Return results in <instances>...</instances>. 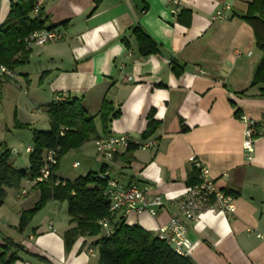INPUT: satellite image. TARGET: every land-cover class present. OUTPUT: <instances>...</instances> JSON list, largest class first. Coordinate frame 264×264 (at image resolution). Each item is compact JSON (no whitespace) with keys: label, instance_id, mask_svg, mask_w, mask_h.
<instances>
[{"label":"crops","instance_id":"0c3cea01","mask_svg":"<svg viewBox=\"0 0 264 264\" xmlns=\"http://www.w3.org/2000/svg\"><path fill=\"white\" fill-rule=\"evenodd\" d=\"M11 1L0 0V25ZM252 1L181 0L180 9L190 13L186 27L162 0H46L45 27L60 31L62 38L28 46V60L20 67L25 75L18 76L14 69L15 83L24 93L30 88L29 74H41L49 102L78 98L91 116L103 101L119 110L107 136L126 135L140 147L120 149L107 160L96 155L91 139L77 149L82 159L97 166L89 172L104 166L108 179L145 188L149 198L165 199L185 192L194 163L220 192L232 197L233 215L204 214L186 223L192 244L188 256L195 264H264V84L252 83L263 53L251 27L240 18ZM224 6H229L225 19L212 21ZM137 27L158 46L157 54L139 55L131 34ZM126 77L131 80L124 81ZM3 82L0 78V86ZM239 115L256 122L251 162L244 160ZM150 121L157 128L143 139ZM94 124L101 136L97 117ZM148 142L153 145L142 148ZM80 166L78 161L71 165ZM38 199V191L26 180L16 192L6 191L0 207V245L8 238L50 264H95L96 238H79L64 251L62 234L71 227L65 203L48 202L21 233L16 231L21 212ZM174 215V207L165 204L155 216L129 213L124 219L157 235ZM19 257L14 264H43Z\"/></svg>","mask_w":264,"mask_h":264},{"label":"trees","instance_id":"16d2710c","mask_svg":"<svg viewBox=\"0 0 264 264\" xmlns=\"http://www.w3.org/2000/svg\"><path fill=\"white\" fill-rule=\"evenodd\" d=\"M32 9L33 0L11 1L7 18L0 25V65L8 69L14 70L26 64L30 50L24 39L35 31L46 29V18L42 11L38 16L32 17ZM240 18L251 27L255 44L263 53L252 83L264 84V0H253L249 3L246 13ZM176 21L189 26L190 13L181 10ZM131 34L137 43L139 55L147 56L159 52L158 46L138 27L134 28ZM173 70L176 72L175 68ZM260 95L264 96V88ZM63 99L62 102L53 99L48 105V131L32 133L28 174L12 166L7 149L0 150V207L7 190L18 189L23 181L38 175L48 151H54L57 160L49 178L33 186L39 193V199L32 208L21 212L16 231L21 233L48 202L65 203L68 222L71 225L62 234L65 253L71 250L79 238H96L93 244L97 252L95 264H195L189 256L177 254L157 235L138 226L127 225L122 210L110 214V204L104 195L109 179L107 176L104 179L98 178L99 174H105L104 166L99 172H88L71 181L56 176L64 155L79 149L91 139L106 137L109 124L120 115L111 102L103 101L96 116H91L84 109L80 99ZM95 117L99 121L101 136L97 135ZM15 127L25 129L27 125L16 121ZM156 128L157 123L150 121L142 138H149ZM139 147L131 142L124 150L131 152ZM199 182L200 169L193 163L187 172L186 185L192 187ZM104 219L108 221L106 228L99 224ZM21 254L40 263L50 264L45 259L29 253L19 243L8 238L3 239V244L0 245V264H14Z\"/></svg>","mask_w":264,"mask_h":264},{"label":"built area","instance_id":"2783aa9c","mask_svg":"<svg viewBox=\"0 0 264 264\" xmlns=\"http://www.w3.org/2000/svg\"><path fill=\"white\" fill-rule=\"evenodd\" d=\"M169 4L171 13L178 15L181 11V0H162ZM46 0H33L32 17L38 16L43 10ZM224 10H229V6L218 9L211 16L212 21L225 19ZM62 38V33L52 29H42L35 31L24 39L27 46H44L48 43H54ZM0 78L8 81L16 80L14 70L8 69L0 65ZM130 77H126L124 81H130ZM55 101L62 102L64 99L55 97ZM239 122L243 125L242 131V152L244 160L251 162L255 152V143L257 140L256 122L245 115L238 116ZM131 140L126 135L106 136L94 141L95 149L104 159H111L120 149H125ZM153 145V142L144 144L142 148ZM26 153L31 152V148H26ZM57 160L54 151H48L45 155L44 165L34 178L26 180L29 186H35L37 183L46 181L53 171ZM78 164H73L77 167ZM200 169V182L197 185L188 187L185 192L178 197L160 198L148 197V190L139 188L136 185H125L117 179H109L107 188L104 192L109 204L110 214H114L117 210H122L123 215L129 213H147L155 216L157 209L163 208L165 204L174 207L177 215L172 216L164 225L160 226L157 231L159 239L163 240L177 254L188 256L192 244L187 238V222L197 221L204 214L212 215H233L235 208L231 196L220 192L210 180L205 170L196 165ZM98 178H106V174H99ZM25 191H21L20 195H24ZM102 227L108 225L107 219L99 222ZM110 233V232H109ZM90 252H93L90 250Z\"/></svg>","mask_w":264,"mask_h":264},{"label":"rangeland","instance_id":"374dc122","mask_svg":"<svg viewBox=\"0 0 264 264\" xmlns=\"http://www.w3.org/2000/svg\"><path fill=\"white\" fill-rule=\"evenodd\" d=\"M23 68H16L18 76H22ZM31 78L30 88L26 86V93L18 88L14 81H6L1 84L0 89V150L7 149L10 152V163L16 170L28 174L29 154L26 148L32 145L33 131H48L49 123L47 108L52 102L47 98V87L42 84L44 78L41 74H29ZM27 123V128L15 127V122ZM94 151L93 145L88 147ZM62 157L61 168L57 171V177L62 180L71 181L78 176H83L91 170L96 171L97 166H91L90 161L82 159L80 152L71 150ZM97 155V152L95 150ZM74 161L81 166L78 169L71 167ZM86 171V172H85ZM18 189H12L16 192Z\"/></svg>","mask_w":264,"mask_h":264}]
</instances>
